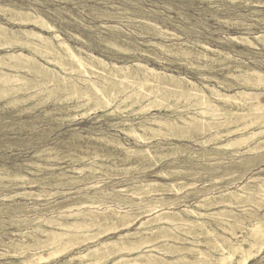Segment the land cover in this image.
<instances>
[{
	"label": "rangeland",
	"instance_id": "obj_1",
	"mask_svg": "<svg viewBox=\"0 0 264 264\" xmlns=\"http://www.w3.org/2000/svg\"><path fill=\"white\" fill-rule=\"evenodd\" d=\"M263 3L264 0H0V23L12 30L33 29L56 44L54 32L60 34L79 53L95 55L104 60L110 66L108 68L115 64L125 66L120 74L135 71L137 64H143L159 72L186 77L200 86L203 82L217 85L215 78H219L226 83L238 84L239 90L257 91L243 79L233 76H237V65L242 62L264 71V48L254 49L248 43L230 38L246 36L253 39L254 35L264 33ZM34 16L48 21L54 30L23 22ZM200 42L210 49L228 53V57L205 49ZM6 50L22 51L38 61L0 65V263L22 264L25 258L32 260V264H77L78 260L67 262L100 240L117 239L128 231H138L141 234L133 237L135 244L146 243L138 251L124 254L138 264H217L224 248L247 237L251 226L264 214V191H248L244 197L226 206L210 198L221 196L224 190H237L252 176H264V170L255 174L264 168V132L260 134L264 131V122L252 125L255 117L251 110L243 112L242 107L223 106L215 114L203 117L192 105L193 99L154 83H144V79L128 78L119 86L118 79L105 75L100 67V71L91 68L84 71L69 58L60 59L58 64L47 60V57L55 60L58 56L55 53L43 57L18 46L0 48V53L3 55ZM204 53L208 59H199ZM45 67L52 70L48 72L43 69ZM229 73L234 75L225 77ZM91 82L100 85L99 93L90 88ZM85 91L89 96L113 92L115 95L111 97V106L97 108L94 102L87 103ZM157 98L161 99L159 103L164 101L163 104L167 102V105L180 108L176 112L157 107L148 109L149 105L158 103ZM261 100L264 101V96ZM194 112L193 125L173 128L177 123L183 124L189 119L188 114ZM153 115H169L174 125L157 130L145 121ZM141 121L147 125L146 130L137 125ZM248 130L258 133L255 139L254 135L246 136ZM133 131L140 137L137 138ZM237 136H241V142L223 146ZM113 140L121 143L123 148L111 143ZM174 144L183 145L193 153L159 155L170 151ZM148 145L158 147L156 162L146 161L138 154L127 157L121 150H139ZM250 147L254 149L248 150ZM248 162L251 163L246 164ZM177 170L180 173L176 174ZM158 171L166 173V177L157 175ZM149 181L174 183V186L156 185L151 194L121 192V189ZM204 197L209 199L201 207L198 203ZM125 198H129L128 202L121 204L120 199ZM92 200L104 204L81 206L82 202L91 203ZM148 201H153L154 205L157 202L168 204L150 216L142 215L140 221L128 229L112 231L103 238L88 239L71 252L54 258H49L53 249L39 241L45 240L50 231L60 232L62 227L32 221L36 217L56 220L62 215V222L66 224L73 222L74 217L70 216L73 213L97 210L101 216L107 206L121 213L127 210L130 214L139 213L133 209L145 207ZM70 205L73 206L71 209ZM184 208L192 210L182 213L190 219L188 221L178 220L175 224L150 222L145 227L147 232L139 230L142 220L158 212H179ZM221 208L218 215L212 214ZM38 225L45 228L44 232L36 229ZM159 226L163 228L153 230ZM76 228L74 234L68 235L72 237L70 240L76 236L78 238L74 240L88 238L84 232L77 233ZM96 229L93 226L86 230L95 235ZM209 230L214 234L210 236ZM23 239L32 249L25 253L15 251L13 244H19ZM198 250L204 254L196 255ZM148 254L153 255L152 259H148ZM239 257L238 253L234 258ZM106 263L112 264V260ZM249 264H264V252Z\"/></svg>",
	"mask_w": 264,
	"mask_h": 264
},
{
	"label": "bare ground",
	"instance_id": "obj_2",
	"mask_svg": "<svg viewBox=\"0 0 264 264\" xmlns=\"http://www.w3.org/2000/svg\"><path fill=\"white\" fill-rule=\"evenodd\" d=\"M264 4V3H263ZM14 5V4H13ZM12 13V12H11ZM20 13V12H19ZM18 13V14H19ZM259 13V12H258ZM2 14V13H1ZM21 14V13H20ZM28 14V13H25ZM29 15V14H28ZM13 16V15H12ZM16 16V15H15ZM20 16V15H19ZM21 17V16H20ZM19 18V17H18ZM23 22H25L26 24L29 23V25H34L37 26L41 29L44 30H54V26L51 25L48 21H46L45 19H41L40 17H35L34 18H28L23 20ZM19 23V22H18ZM229 24V23H228ZM164 32V31H163ZM163 34V33H162ZM175 34V33H174ZM171 35V33H170ZM53 37V36H52ZM54 37L57 39V44L55 42H53L49 37H46L45 35H43L41 32L35 31L33 29H20V30H12L10 28H8L7 26L3 25L0 23V48H13V47H21L22 49H29L31 50L35 55L36 54H40L43 57H47L48 54H58L57 58L55 60H51L50 58L47 57V60L49 61H54L56 64H58L60 62V59H65V58H69L70 60H72L73 62L78 63V66L80 67V69H94V70H103V72H105V75L110 76L112 79H118V81L120 82L118 85L121 86L124 83V80L128 79V78H137V79H144V83H154V85L157 86H161L164 87L166 89H169L170 91H173L174 93H178L181 92V94H183L184 98H189V99H193V106L195 107V109L198 110V112L201 113V115L204 117V115L206 114H211L213 115V113L215 114V111L219 108V107H223V106H231V107H236L237 109H240L242 107L243 112L244 111H248L251 110L253 115V118L255 117V121L253 122L252 125L254 124H258L259 122H264V101L261 100V97L264 96V71L260 70V69H256L254 67L251 66H246L245 63L242 62V64L237 65V70L238 74L237 76H233L234 74L229 73L227 74L225 77H228L229 75H232L234 78L239 77L240 79H243L245 81V83H247L248 85H251L252 87H254L256 90L254 91H247L244 89L239 90L238 87H236L238 84L236 83H226L224 80H221L219 78H215V80L217 81V85H209L206 82L201 83L202 85H198L195 82L187 79L186 77L180 76V75H175V74H171V73H166V72H159L158 70H156L155 68H150L147 65H143V64H137L138 69H134L135 71H130V72H125V73H121L120 71L122 69H125L123 66L119 67L116 64L112 65V68H108L110 67L104 60L96 58L95 55L93 54H86L83 55L81 53L78 52V50H75V48H73L71 45H69L67 43L66 40H64L63 38L60 37V34H56L54 32ZM179 37V36H178ZM78 38V37H77ZM253 39H249L246 36H242V37H232L230 38L231 40H235V41H239L242 43H248L250 44V46L254 49H261L264 47V33H258L256 35H254L252 37ZM81 39V38H80ZM86 42V41H85ZM87 43V42H86ZM114 43V42H113ZM155 43V42H154ZM186 43V42H185ZM187 44V43H186ZM200 44H202L200 42ZM203 47H205V49H209L212 50L213 52H217L219 54H224V52L220 51V50H216V49H210L208 46H206L205 44H202ZM260 45V46H259ZM157 46V45H155ZM162 49H165L163 44L159 45ZM159 47V48H160ZM77 48V46H76ZM79 49V48H78ZM28 50V51H29ZM80 51V50H79ZM5 53L2 55V53H0V65H4V64H14V63H23V62H32V60H37L35 59V57L33 55H26L24 54L22 51H18L16 52L15 50H6L4 51ZM83 52V51H82ZM226 52V51H225ZM189 55V54H187ZM225 56L228 55V53L224 54ZM51 57V56H50ZM53 57V56H52ZM223 57V56H222ZM228 57V56H227ZM54 58V57H53ZM199 59H208L207 54H203L201 57H199ZM67 60V59H66ZM38 61V60H37ZM35 62V61H34ZM65 62V61H64ZM33 63V62H32ZM69 63V62H68ZM36 64V63H35ZM39 64V63H38ZM41 64V63H40ZM134 64V63H133ZM26 65V63H25ZM24 65V66H25ZM30 65V64H29ZM42 65V64H41ZM76 65V64H75ZM131 65V64H130ZM33 66V65H32ZM35 66V65H34ZM47 66V65H46ZM246 66V67H244ZM9 67V66H7ZM44 67V66H43ZM62 67V66H61ZM101 69H100V68ZM17 68V67H16ZM108 68V69H107ZM128 68V67H127ZM45 70H47L48 72L51 71L52 69L45 67L43 68ZM63 69V68H62ZM69 69V68H68ZM72 69V67H71ZM100 69V70H99ZM16 70V69H15ZM27 70V69H26ZM31 70V69H30ZM75 70V69H74ZM1 71V70H0ZM33 71V70H32ZM37 72V70H35ZM46 71V72H47ZM85 71V70H84ZM138 71V72H137ZM2 72V71H1ZM56 72V71H55ZM97 72V71H96ZM38 73V72H37ZM57 73V72H56ZM81 73V72H80ZM1 74V73H0ZM49 74V73H48ZM19 75V74H18ZM57 75V74H56ZM100 75V74H99ZM104 75V74H103ZM135 75V76H134ZM55 75H52V77ZM44 77H46V75H44ZM56 77V76H55ZM102 77V76H101ZM1 78V77H0ZM54 78V77H53ZM63 78V77H62ZM82 78V77H79ZM43 79V78H42ZM87 79V78H86ZM85 79V80H86ZM104 79V78H102ZM37 80V78L35 79ZM49 80V78H48ZM56 80V79H55ZM75 80V79H74ZM88 80V79H87ZM44 81V80H43ZM46 81V80H45ZM61 81V80H60ZM105 81V80H104ZM110 81V80H109ZM131 81V80H130ZM134 81V80H132ZM9 82V81H8ZM66 82V81H65ZM90 82V81H89ZM117 82V81H116ZM123 82V83H122ZM137 82V80L135 81ZM1 83V82H0ZM48 83V82H47ZM53 84V82H51ZM62 83V82H61ZM70 83V82H69ZM87 83V82H86ZM128 83V82H127ZM6 84V81H5ZM41 84V83H40ZM58 84V83H57ZM65 84V83H63ZM130 84V83H129ZM133 84V83H132ZM3 85V84H2ZM8 85V84H6ZM78 85V84H77ZM92 85V86H91ZM90 88H95L98 90L100 89V85L96 84L95 82H91ZM104 85V84H103ZM117 85V84H115ZM117 85V86H118ZM153 85V86H154ZM60 86V85H59ZM63 86V85H62ZM71 86H73L71 84ZM134 86V85H133ZM11 87V86H10ZM21 87V86H18ZM31 87V86H30ZM50 87V86H49ZM58 87V86H57ZM65 87V85H64ZM75 87V85L73 86V88ZM103 87V86H102ZM8 88V87H7ZM72 88V87H71ZM81 88V87H80ZM84 88V87H83ZM112 88V87H111ZM121 88V87H119ZM11 88H9L10 90ZM14 89V88H13ZM17 89V88H16ZM22 89V88H21ZM51 89V88H50ZM90 89V90H91ZM94 89V91H95ZM148 89V88H147ZM7 90V89H6ZM47 90V89H46ZM44 90V91H46ZM63 90V89H62ZM75 90V89H74ZM159 90V89H158ZM8 91V90H7ZM13 91V90H12ZM15 91V90H14ZM20 91V90H19ZM84 91V90H83ZM89 91V90H88ZM93 91V90H91ZM93 91V92H94ZM122 91V90H121ZM124 91V90H123ZM129 91V90H128ZM167 91V90H166ZM233 91V92H232ZM2 92V91H0ZM6 92V91H5ZM38 92V91H37ZM48 92H50L48 90ZM52 92V91H51ZM72 92V91H71ZM78 92V91H77ZM76 92V93H77ZM107 92V91H106ZM4 93V92H3ZM16 93V92H15ZM35 93V92H34ZM33 93V94H34ZM47 93V92H46ZM63 93V92H62ZM95 93H97L95 91ZM119 93V92H118ZM146 93V92H145ZM2 94V93H1ZM6 94H10V93H6ZM38 94V93H37ZM81 94V93H80ZM167 94V93H166ZM170 94V93H169ZM4 96H7L5 94H2ZM11 95V94H10ZM13 95V94H12ZM36 95V94H35ZM49 95V94H48ZM77 95V94H76ZM84 96H88L87 98V103L94 102L96 104V107H105V106H111L112 101H111V97L115 95V93H109L108 95H102V96H89L88 93L85 91V93L83 94ZM143 95V94H142ZM29 96V95H28ZM141 96V93H140ZM147 96H150V94L148 93ZM160 96V95H158ZM178 96V95H177ZM35 97V96H34ZM131 97H133L131 95ZM130 97V98H131ZM136 97V95H135ZM164 97V96H163ZM33 98V97H32ZM115 98V97H114ZM129 98V97H128ZM148 98V97H147ZM172 98V97H171ZM183 98V99H184ZM16 99V98H15ZM29 99V98H28ZM27 99V100H28ZM47 99V98H46ZM139 99V98H138ZM142 99V98H141ZM139 99V100H141ZM158 99V98H157ZM155 99V100H157ZM166 99V98H165ZM175 99V98H174ZM14 100V99H13ZM12 100V101H13ZM21 100V99H19ZM19 100H16L17 102ZM24 100V99H23ZM128 100V99H127ZM130 100V99H129ZM134 100V98H133ZM145 100V99H144ZM158 99V103L157 104H152L149 105V108H153V107H157L158 109H163L165 108L166 110H172L173 112H176L179 110L180 107L178 106H172V105H167L163 104L164 101H162L163 103H159ZM176 100V99H175ZM143 101V100H142ZM141 101V102H142ZM154 101V100H153ZM11 102V101H10ZM22 102V101H21ZM35 102V101H34ZM180 102V101H179ZM148 103V102H147ZM151 103V102H150ZM154 103V102H153ZM187 103V102H186ZM189 104V103H188ZM91 105V104H90ZM135 105V104H133ZM120 108V107H119ZM228 108V107H227ZM116 109V108H115ZM142 109V108H141ZM224 109V108H222ZM65 110V109H64ZM144 110V109H143ZM184 110H187V108H185ZM113 111V110H112ZM148 111V110H147ZM232 111V110H231ZM134 112V111H132ZM228 112V111H226ZM230 112V111H229ZM110 113V112H109ZM179 113H182V111H179ZM224 113V112H223ZM237 114V112H235ZM239 113V112H238ZM241 113V112H240ZM239 113V114H240ZM247 114V113H246ZM189 119H186L183 121V124L177 123L176 125H174V120L171 118V116L169 115H153L150 117H147L145 119V121H148V125H150L151 127H153L152 125L156 126L157 130H162L165 127H169V126H173V128H178L181 126H185L186 124L188 125H193L194 122V116H195V112L194 113H189ZM187 115V116H188ZM217 115V114H216ZM242 115V114H241ZM182 116V115H181ZM230 116V115H229ZM237 117V116H236ZM251 118V117H250ZM177 119V118H176ZM230 119V118H229ZM247 119V118H246ZM252 120V119H251ZM201 121V120H199ZM204 121V120H203ZM224 121V120H223ZM240 121V120H239ZM197 122V121H196ZM202 122V121H201ZM210 122V121H208ZM207 122V123H208ZM218 122V121H217ZM216 122V123H217ZM225 122V121H224ZM230 122V121H229ZM238 122V121H237ZM176 123V121H175ZM215 123V122H214ZM241 123V122H240ZM201 124V123H199ZM213 124V123H212ZM210 123V125H212ZM219 125H221L220 123H218ZM248 124V123H247ZM140 127H146L147 125L144 123V121H141L137 124ZM204 125V124H203ZM226 124H224L225 126ZM232 125V124H231ZM230 125V126H231ZM112 126V125H111ZM208 126V124H207ZM213 126V125H212ZM211 126V128H212ZM218 126V125H216ZM187 127V126H186ZM191 127V126H190ZM214 127V126H213ZM220 127V126H219ZM244 127V126H243ZM183 128V127H181ZM206 128V127H205ZM210 128V129H211ZM223 128V127H222ZM240 128V127H239ZM246 129L248 128L247 126L245 127ZM133 129V128H131ZM154 129V128H153ZM172 129V128H171ZM209 129V128H207ZM237 129V128H236ZM242 129V128H241ZM146 130V128H145ZM149 130V129H147ZM178 130V129H177ZM176 130V131H177ZM234 130V129H233ZM169 131V129H168ZM195 131V130H194ZM198 131V130H196ZM245 131V130H244ZM134 132V131H133ZM146 132V131H145ZM204 132V131H203ZM218 132V131H217ZM242 132V131H241ZM264 131L260 132L263 133ZM135 133V132H134ZM193 133V132H192ZM198 133H201L198 131ZM258 133L256 132H251L248 130V132L246 133V136H253L255 139V136ZM142 135V134H141ZM221 135V134H220ZM225 135V134H224ZM86 136V135H85ZM135 136L137 138L140 137V134L138 132L135 133ZM188 136V135H187ZM216 136H218L216 134ZM169 137V136H168ZM189 137V136H188ZM209 138V137H208ZM214 138V137H213ZM217 138V137H216ZM244 139L243 142H246V137H243ZM257 138V137H256ZM212 139V138H211ZM241 136H237V137H232L228 143L224 144V147L227 146H232L236 143L241 142L240 141ZM253 140V139H252ZM118 141V140H117ZM121 141V140H120ZM204 141V140H203ZM263 141V140H261ZM111 143L115 144V146H121V143L116 142V141H111ZM245 146V145H244ZM257 146V145H256ZM123 148V145L121 146ZM158 148V147H157ZM156 148L155 145H151V146H147L146 148L143 149H132V148H126V149H121L122 151H125V156L129 157L132 156L134 154H138L140 156V158L146 159V161H151V162H156V154L158 153V149ZM171 150L168 152H163V153H159V155L161 156H172V155H176L177 153H183V152H187L188 154H192L193 152H189L187 150L186 147H184L183 145L180 144H174L172 148H170ZM182 149V150H179ZM226 149V148H225ZM254 147H250L248 150H253ZM248 152V151H247ZM254 152V151H253ZM198 155L201 154L200 152H197ZM214 154V153H213ZM243 154V153H242ZM220 155V154H219ZM137 156V155H136ZM159 158V157H158ZM213 158V156H212ZM142 159V161H143ZM214 159V158H213ZM129 160V159H128ZM57 161V160H56ZM251 162H248L246 164H250ZM156 164V163H155ZM174 164V163H173ZM215 164V163H214ZM40 166V165H39ZM100 167V166H99ZM79 170V169H78ZM263 169L259 170L258 172H256L255 174H258L259 172H261ZM73 171V170H72ZM120 171V170H119ZM184 172V170H182ZM175 172V171H174ZM173 172V173H174ZM182 172V173H183ZM191 172V171H188ZM186 172V173H188ZM36 173V172H35ZM63 173V172H61ZM79 173V172H78ZM180 173V171L177 170L176 174ZM192 173V172H191ZM194 173V172H193ZM172 174V173H171ZM60 175V172H59ZM62 175V174H61ZM157 175H167L166 173L162 172V171H158ZM58 176V175H57ZM166 177V176H165ZM58 178V177H57ZM59 179V178H58ZM60 180V179H59ZM74 180V179H73ZM43 181V179H42ZM32 182V181H31ZM143 182V181H142ZM71 183V182H70ZM185 184V183H184ZM187 184V183H186ZM128 185V184H127ZM174 186V183H158L155 181H149L147 183H142L139 186H134L131 188H125V189H121L122 191H127V192H132L134 195L135 194H141V193H147V194H151L153 193L155 190V186ZM183 186V185H182ZM188 186V185H186ZM184 187V186H183ZM137 192H134L135 190H137ZM161 189V188H160ZM264 191V176L263 175H257V176H252L250 177L246 183L238 186L237 190H224L225 192L221 194V196H212L210 198L215 199V202L221 205H227L230 204L232 201L235 200H239V198L241 196L244 197V195L248 192V191ZM119 191V190H118ZM142 191V192H140ZM31 193V192H30ZM100 193V192H99ZM104 194V193H103ZM104 198V197H103ZM100 199V198H99ZM209 199L208 197H204L202 200L199 201L198 205L203 207V205L205 204V201ZM129 198H125V199H120L121 204H126L128 202ZM173 200V199H172ZM153 201H148L146 202V206L145 207H139L136 209H133L134 211H138L139 213H127L123 212H117L116 209H113L111 206H107V208L104 210L105 212H101L102 215H98L99 211L97 210H84V211H79L76 213L71 214L70 216H73V222H68V223H63V217L62 215L58 216V218L56 220L54 219H48L45 220L42 217H36L34 218L32 221H42L45 222L46 224H56V225H60L61 231L60 232H54V231H50L48 233H46V239L45 240H41L40 242L46 243L47 246H50V248L53 249L52 254L50 255L49 258H54L60 254L63 253H68L71 252L73 249L79 247V245H81L82 243H84L86 240L88 239H99V238H103L107 235V233H110L112 231L117 232L120 231L121 229H128L129 227H131L133 224H135V222L140 221L141 216L144 214H147V216L152 215L153 213L163 210L166 206V204H168V202H157L155 203V205L152 203ZM88 204L89 206L91 205H102L104 204V202L102 203V201H98V200H92L91 203L88 202H82L81 206H84ZM212 204V203H211ZM73 206L70 205L69 208L71 209ZM80 208V207H79ZM223 209H219L216 210L215 212H213V215H218L220 213V211H222ZM130 211V210H129ZM188 211H192L188 208H184L181 211H177V212H173V211H162V212H158L156 215H154L153 217H149L146 220H142L139 226V230H145V232H147L146 230V224L150 223V222H159V221H168L171 224H175L176 221L178 220H182V221H188L190 219H188V217L183 216V212H188ZM233 212V211H232ZM193 213L197 214V215H203L202 212H195L193 211ZM224 213V212H223ZM227 213V212H226ZM100 214V213H99ZM194 214V215H195ZM228 214V213H227ZM230 215V214H229ZM235 215V214H234ZM228 216V215H227ZM231 216V215H230ZM233 216V215H232ZM132 217V218H131ZM128 218L130 220H128ZM217 218V217H216ZM220 219V218H219ZM161 223V222H160ZM200 225V224H199ZM93 226L97 227V232L94 234H90L89 232H87L86 229H89ZM203 226V225H202ZM240 226V225H239ZM78 227V228H76ZM186 227V226H185ZM222 227V226H221ZM77 229L76 232L77 233H81L84 232V236H88L87 239H81V237H79L80 239L74 240L75 238H73V240H70L68 235L70 234V236L73 233L74 229ZM162 226L159 227H155L153 228V230L156 229H162ZM190 228V227H189ZM199 228V227H198ZM37 230H41L44 232L45 228H43L41 225H38V227L36 228ZM213 229V228H211ZM225 229V227H224ZM188 230V229H187ZM91 231V230H90ZM157 231V230H156ZM204 230H202L203 233ZM206 231V230H205ZM214 231V229H213ZM209 230L207 231L210 236L211 234H214V232ZM249 231V230H248ZM148 233H150L148 231ZM164 233V232H163ZM166 233V232H165ZM172 233V232H171ZM74 234V233H73ZM141 234L140 232H133L130 233V231H128L127 233L120 235L117 239H111V240H100L97 244H95L94 246L88 247L85 251L83 252H79L76 255H73L70 258V261L67 263H70L72 261L78 260L79 262H77V264H107L106 262H108L109 259L112 260V264H138V262H136L135 260L132 259H127L125 257V253L126 252H132V251H138L140 249V247L145 244L146 242L142 241L140 244H135L136 242L133 240V237L136 235ZM169 234V233H168ZM208 234V235H209ZM32 235V233H31ZM247 237H244L242 240L236 241V242H231L227 247L224 248V253L221 254L220 259L218 260L217 264H249L252 260L257 259L259 257L262 256L263 252H264V214L261 215L256 221L255 223L251 226V230L249 232V234H247ZM75 236V235H74ZM154 236V234H153ZM209 236V237H210ZM68 237V239H67ZM208 237V236H207ZM214 237V236H213ZM78 238V237H77ZM220 238V237H219ZM35 239V238H34ZM39 239V238H36ZM221 239V238H220ZM223 239V238H222ZM222 239L220 241H222ZM33 240V239H32ZM31 241V240H30ZM37 241V240H36ZM140 241V240H139ZM27 240L23 239L21 240V242L19 244H13V248L15 251H23V253H25L27 250L32 249V248H28L30 247L29 243L27 244ZM35 242V241H34ZM214 242V241H213ZM217 243V242H216ZM41 244V243H40ZM38 245V243H37ZM46 246V247H47ZM170 246V245H169ZM219 246V245H218ZM225 246V245H224ZM35 247V246H34ZM171 247V246H170ZM174 247V246H172ZM182 248V247H181ZM12 249V248H11ZM190 249V248H189ZM193 251V250H192ZM196 251V250H195ZM194 251V252H195ZM173 252V251H172ZM198 254L196 255H203L204 252L201 250L197 251ZM196 252V253H197ZM22 253V252H21ZM22 253V254H23ZM51 253V252H50ZM49 253V254H50ZM240 255L239 259L238 258H234L235 254ZM45 254V253H44ZM48 254V255H49ZM142 254V253H140ZM40 255V254H39ZM47 255V254H46ZM61 256V255H60ZM148 259H152L153 255L152 254H148L147 255ZM36 258V257H35ZM34 258V259H35ZM46 258V257H45ZM36 260V259H35ZM42 260V258L40 257V261ZM45 260V259H43ZM147 260V259H146ZM148 261V260H147ZM187 261V260H185ZM195 261V260H194ZM45 262V261H44ZM151 262V261H150ZM154 262V261H153ZM167 262V261H166ZM22 264H32V260L30 259H25L21 261ZM169 263V262H168ZM0 264H11V263H0ZM161 264V262H160Z\"/></svg>",
	"mask_w": 264,
	"mask_h": 264
}]
</instances>
